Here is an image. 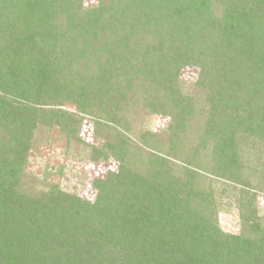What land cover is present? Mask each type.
Segmentation results:
<instances>
[{
    "label": "trees",
    "instance_id": "16d2710c",
    "mask_svg": "<svg viewBox=\"0 0 264 264\" xmlns=\"http://www.w3.org/2000/svg\"><path fill=\"white\" fill-rule=\"evenodd\" d=\"M132 109L174 124L136 149ZM54 129L73 165L119 163L94 201L27 173ZM212 179L241 187L239 234L220 226ZM257 193L264 0H0V264H264Z\"/></svg>",
    "mask_w": 264,
    "mask_h": 264
},
{
    "label": "rangeland",
    "instance_id": "374dc122",
    "mask_svg": "<svg viewBox=\"0 0 264 264\" xmlns=\"http://www.w3.org/2000/svg\"><path fill=\"white\" fill-rule=\"evenodd\" d=\"M96 3L97 0H84V5H86V7L95 6ZM198 73L199 69L196 67H186L182 70L180 79L181 82L186 85V93L195 92L194 89ZM69 109L74 110L73 107H69ZM128 112L129 113H127L126 116V119L128 120L126 128L128 129L129 140L132 142V146L136 149L139 145L142 146L140 137L143 132L150 131L159 135L164 131H167L174 124L170 118L156 115L150 116L148 113L143 112L140 109H132ZM84 118L85 121L82 123V136L86 140L96 143V139L93 135L94 120L88 116ZM44 134L50 135V141L43 145L39 150L31 152L27 164V173L34 177L33 180L35 182L50 173L51 175H48L50 183L61 184L62 188L68 191H72V188L75 186L79 187L77 194L80 197L89 201H94L97 191L94 186H92L93 180L98 177L105 178L110 171L117 172L119 170V163L115 160H111L110 162L92 164L88 161L81 160L82 163L75 166L69 161L64 153L66 143L59 131L54 129L48 133L44 132ZM245 157H247V161L253 158L250 154ZM179 164L182 165L181 163ZM64 165H66L68 169L65 171L64 176L61 177L60 173H57V169ZM246 166H249V164L247 163ZM51 167H55V171L51 170ZM75 171L80 173L79 176L81 178L75 176ZM242 171L244 179H250V177L246 178L248 171L243 166ZM85 176L86 178H84ZM251 182L254 184L258 183L254 180ZM210 183L214 195L221 203L218 216L221 228L226 232L239 234L241 231V220L239 209L234 198L240 193L234 188L239 190L241 187L236 186L232 188L233 186L230 183L220 179H212ZM256 196V205L260 211L259 214L264 217V194L257 193Z\"/></svg>",
    "mask_w": 264,
    "mask_h": 264
}]
</instances>
